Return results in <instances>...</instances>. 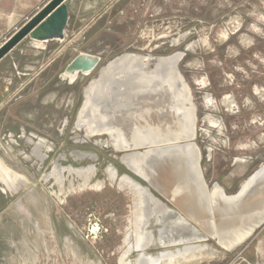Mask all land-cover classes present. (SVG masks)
<instances>
[{
	"label": "rangeland",
	"instance_id": "374dc122",
	"mask_svg": "<svg viewBox=\"0 0 264 264\" xmlns=\"http://www.w3.org/2000/svg\"><path fill=\"white\" fill-rule=\"evenodd\" d=\"M107 2L94 21L101 22L98 30L89 22L82 34L73 36L67 28L65 40L52 43L59 49L57 73L53 69L44 75L41 86L37 82L26 89L24 101L36 105L28 109L31 117L25 137L6 138V152L0 151L7 175L17 187L14 193L4 191L0 181V245L5 247L0 264H123L136 197L118 181L109 180V168L118 177L134 178L169 208L182 212L163 189L150 187L131 173L120 161L123 153L95 144L97 140L110 142L108 134V138H87L83 128H76L86 89L99 79L103 68L124 54L150 57V70L157 59L181 54L177 68L195 109L194 143L209 189L218 185L225 195H234L264 166V0ZM77 3L73 0L75 14ZM72 21L73 17L70 30ZM67 40L73 42L66 48ZM80 53L99 56L101 64L90 75L69 83L62 78L64 68L67 60ZM135 91L124 92L122 109L130 99L145 96L142 99L148 100L146 89L140 87L141 96ZM97 107H91V117L102 115ZM134 122L132 129L137 126L136 117ZM126 129L117 127L113 135L125 139ZM39 141L44 142L39 150L42 160L35 153ZM75 153L95 158L78 159ZM55 162L76 169L91 165L95 172L86 186L75 177H66L60 186L49 179L54 178L50 171ZM190 222L205 233L203 224ZM149 229L156 237L155 229ZM198 244L211 249V259L177 264H264V224L231 251L222 250L213 240ZM175 249L152 245L146 255L169 264L159 257ZM137 258L133 252L128 260L134 263Z\"/></svg>",
	"mask_w": 264,
	"mask_h": 264
},
{
	"label": "bare ground",
	"instance_id": "6f19581e",
	"mask_svg": "<svg viewBox=\"0 0 264 264\" xmlns=\"http://www.w3.org/2000/svg\"><path fill=\"white\" fill-rule=\"evenodd\" d=\"M180 59L181 54L157 59L153 70H150V57L124 54L112 60L102 69L99 79L86 89L84 103L77 113L76 128L84 129L85 137L105 135L108 138L109 135L110 142L100 141L96 144L123 153L120 161L130 172L148 181L156 189H163L165 194L170 195L169 201L182 211L169 208L148 187L142 186L128 175L118 177L116 171L109 168V180L118 181L136 197L133 204V229L124 240L126 248L121 257L123 264H157L158 258L146 255V250L152 245L176 247L175 252H167L159 257L169 264L210 258L213 255L211 249L198 243L213 239L222 250L231 251L241 245L255 228L250 216L237 223L233 222L226 231H215L209 236L190 222L194 220L211 228L213 221L209 219L206 223L204 217L213 212V207L216 213H224L221 216L224 217V222H228L233 217V210H228L235 203V195L244 194L251 186L264 183V166L253 173L238 192L231 196L225 195L218 185L209 189L203 183L201 154L194 143L195 109L190 101L188 87L177 68ZM140 87L146 89L148 100L142 99L145 96H141ZM131 88L137 90L135 93L141 94V97L138 100L130 99L127 101V108L122 109L123 94ZM95 104L102 115L91 117V107ZM135 117L137 126L132 129ZM117 127H128L125 139H117L113 135ZM139 148L144 150L140 152ZM80 155L77 154L78 158H95L92 154ZM94 172L93 166L76 169L55 165L50 175L60 184L64 182L65 174L80 178L83 186H86ZM0 176L10 191H16L14 182L1 162ZM201 203L210 204V211L202 208ZM19 209L29 217L23 208ZM151 227L157 232L156 237L154 230L149 229ZM133 252L138 253L134 263L128 260Z\"/></svg>",
	"mask_w": 264,
	"mask_h": 264
},
{
	"label": "crops",
	"instance_id": "0c3cea01",
	"mask_svg": "<svg viewBox=\"0 0 264 264\" xmlns=\"http://www.w3.org/2000/svg\"><path fill=\"white\" fill-rule=\"evenodd\" d=\"M47 1L0 0V45ZM75 1L79 4L76 14L73 11L75 9L73 0L67 1L69 8L67 33L70 32L73 36L82 34L86 26L85 23L89 22L92 26L95 25L94 30H98L101 22L94 23V21L100 18L99 12L106 8L107 0H97L92 3H88L86 0ZM83 38L85 39V37ZM69 42L73 41L67 40L66 48L69 46ZM52 43L41 45L25 39L0 61V151L3 153L6 152L8 145L6 138L21 139L25 137L26 122L28 117H31L28 116V109H32L31 105H36V102L30 104L24 101L26 89L34 87L37 82L41 86L40 83L43 82L44 75L52 74L53 69L54 73H57L59 49L56 46L53 47ZM71 60H67L66 66ZM54 81L57 83V76ZM1 254L5 255V247L1 248L0 245Z\"/></svg>",
	"mask_w": 264,
	"mask_h": 264
},
{
	"label": "water",
	"instance_id": "95a60500",
	"mask_svg": "<svg viewBox=\"0 0 264 264\" xmlns=\"http://www.w3.org/2000/svg\"><path fill=\"white\" fill-rule=\"evenodd\" d=\"M67 1L68 0H48L36 13L28 17L25 22L0 45V61L25 39L41 45L49 42H63L66 38V31L69 23V8ZM100 64L101 58L99 56L80 53L67 64L63 74L70 79V82H74L80 75H90ZM134 175L154 188L148 181H144L136 174ZM201 179L206 185L202 175ZM165 195L170 197L168 194ZM169 197L168 199H170ZM235 197V203H232L229 210L227 208L229 212L233 210L231 212L233 217L230 218V220L228 219V222H224V217L221 216L224 213H216L215 207H213L212 213H208L209 216L206 215V217H204L206 223L209 219L213 221V226H211V228L205 225L202 227L205 235L210 236L211 233L215 231H226L233 225V222L237 223L240 219L245 217L250 218V216H252L251 219H253L251 221H253L255 228L250 235L246 237L247 240L256 229L264 224V183L261 185H253L244 194L238 195L237 193ZM201 205L202 208L210 211V204L201 203ZM232 244L234 245V242Z\"/></svg>",
	"mask_w": 264,
	"mask_h": 264
},
{
	"label": "flooded vegetation",
	"instance_id": "af4514ba",
	"mask_svg": "<svg viewBox=\"0 0 264 264\" xmlns=\"http://www.w3.org/2000/svg\"><path fill=\"white\" fill-rule=\"evenodd\" d=\"M62 77H63L64 79H67L64 75H62ZM106 140H107V139H106ZM100 141H102V140H97V141H95V144H96V142H100ZM103 141H105V140H103ZM28 142L33 144V141H32L31 139H28ZM43 144H44L43 141H41V142L39 141L38 143L35 144V153H36V155L39 157V159H41V160L44 158V155H41V154L39 153V150H40V147H43ZM96 145H97V144H96ZM104 148H106V147H104ZM107 148H108V147H107ZM109 148H110V147H109ZM37 149H38V150H37ZM77 154H79V155L81 154V155H82V154H84V153H75L76 157L78 158ZM81 155H80V156H81ZM85 155H86V154H85ZM85 158H86V157H85ZM85 158H78V159H85ZM90 159H91V158H90ZM0 161H1V160H0ZM1 163L3 164L4 169H5V171H6L7 174H8V169L6 168V166L4 165V163H3L2 161H1ZM55 165H59V167H61V168H70V167L73 168V166L63 167L60 163L55 162L50 172H52V170H53V168H54ZM90 166H91V165H90ZM87 167H88V166H87ZM50 172H49V173H50ZM49 173H48V174H49ZM48 174H47V175H48ZM8 176H9V175H8ZM65 176L68 177L66 174H65ZM44 177H45V176H44ZM44 177H43V178H44ZM131 178H132V177H131ZM49 179H54V178H49ZM49 179H48V180H49ZM65 179H66V178H65ZM133 179H134V178H133ZM134 180H135V179H134ZM0 181H1V183H3V181L1 180V176H0ZM54 181L57 183V181H56L55 179H54ZM64 182H65V180H64ZM64 182H63L62 184H60V183H58V184H59L60 186H62V185L64 184ZM137 182H138V181H137ZM138 183H139V182H138ZM3 184H4V183H3ZM14 186H15V185H14ZM4 187H5V188H4V191H9V192H12V193L16 192V191H14V192H13V191H10V190L7 188V186H6L5 184H4ZM16 188H17V187H16ZM18 202H19V204H20V201H18Z\"/></svg>",
	"mask_w": 264,
	"mask_h": 264
}]
</instances>
